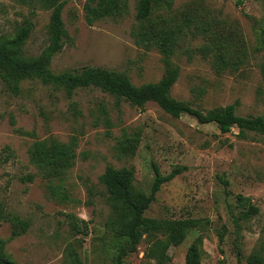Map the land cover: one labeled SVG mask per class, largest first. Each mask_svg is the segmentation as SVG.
<instances>
[{
	"label": "rangeland",
	"instance_id": "rangeland-1",
	"mask_svg": "<svg viewBox=\"0 0 264 264\" xmlns=\"http://www.w3.org/2000/svg\"><path fill=\"white\" fill-rule=\"evenodd\" d=\"M169 1L138 21L136 0H126L121 14L88 25L86 0H0V38L29 24L23 55L38 57L48 43L51 11L64 2L66 37L50 72L105 67L140 87L166 73L161 53L147 40L170 30L177 34L171 62L178 67L171 98L202 111L233 104L238 116L264 117V0ZM220 52L228 66L217 67ZM42 142L73 145L63 174L50 177L32 163L33 146ZM152 163L162 175L185 170L160 187L143 216L183 220L188 230L174 244L140 227L136 251L120 264H184L195 240L200 264H247L252 253L264 258V136H241L236 128L221 133L212 123L172 117L154 102L131 106L95 86L68 97L59 87L24 79L14 92L0 77V211L29 225L11 237L0 215L3 252L14 264H71L74 255L81 264H116L118 240L105 228L111 206L100 177L106 167L130 169L134 189L149 194ZM237 195L248 197L258 213L243 217ZM153 237L166 244L163 261L146 256Z\"/></svg>",
	"mask_w": 264,
	"mask_h": 264
},
{
	"label": "trees",
	"instance_id": "trees-1",
	"mask_svg": "<svg viewBox=\"0 0 264 264\" xmlns=\"http://www.w3.org/2000/svg\"><path fill=\"white\" fill-rule=\"evenodd\" d=\"M126 0H86L84 4V16L88 25L104 17L121 14ZM169 0H136V19L144 21L149 17L154 7H169ZM64 2H58L52 9L49 17V38L47 46L41 54L35 58H26L23 55L22 46L29 37L31 26H22L12 37L0 38V77L9 83L11 90L17 92L18 82L24 79H37L44 84L53 85L64 90L71 97L77 88L98 87L103 92L123 100L131 106L143 107L147 102H154L165 113L172 117L183 114L193 117L199 124H214L221 133H227L231 128H236L239 135L245 132H254L264 136L263 116H238L235 106L232 104L224 107H216L207 111L194 108L188 103L177 101L169 96L172 85L178 78V67L173 65L171 57L174 47L177 45V34L170 30L157 32V39L147 40V44L154 45L163 57L166 73L156 83H147L140 87L133 86L129 80L111 70L82 66L79 70L53 74L48 69L51 58L61 51L66 30L62 20ZM140 37V36H139ZM262 41H264V31ZM229 61L220 52L217 67L228 66ZM264 77V65L260 69ZM63 146L56 143H36L30 153L32 163L40 170L46 171V175L59 176L72 164L73 145ZM154 175L149 194H144L133 187V173L127 168L114 169L106 167L100 177L105 186L108 202L111 206L110 223L105 226L106 231L111 232L118 240L114 249L117 256L116 264H120L121 257L136 251L134 233L140 227H149L153 233L165 235L174 244L183 240L188 230L186 221H148L144 211L154 200L160 187L170 182L185 167H175L168 174L162 175L155 164H151ZM31 180V176L26 177ZM226 185V181L224 182ZM237 205L242 208V216L245 218L258 213V208L251 204L248 197L237 195ZM0 215H3L0 211ZM11 226V237L21 235L28 229V222L18 216L6 213L2 216ZM73 229L78 228L76 222H71ZM151 240L150 248L146 252L147 257H154L159 261L165 258L166 244L163 240ZM219 243L223 242V234H218ZM200 241H193L186 250L184 264H200ZM4 242L0 241V264H14L3 252ZM222 253V250H221ZM238 255V254H237ZM71 264H81L76 255ZM247 264H264V258L258 254L247 257Z\"/></svg>",
	"mask_w": 264,
	"mask_h": 264
}]
</instances>
